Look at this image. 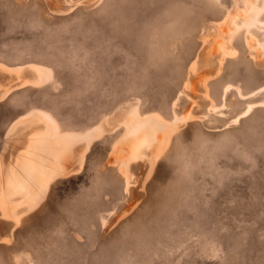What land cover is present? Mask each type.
Instances as JSON below:
<instances>
[{"label":"rangeland","instance_id":"obj_1","mask_svg":"<svg viewBox=\"0 0 264 264\" xmlns=\"http://www.w3.org/2000/svg\"><path fill=\"white\" fill-rule=\"evenodd\" d=\"M0 264H264V0H0Z\"/></svg>","mask_w":264,"mask_h":264},{"label":"bare ground","instance_id":"obj_2","mask_svg":"<svg viewBox=\"0 0 264 264\" xmlns=\"http://www.w3.org/2000/svg\"><path fill=\"white\" fill-rule=\"evenodd\" d=\"M140 120V119H139ZM162 125V123L160 122V121H158V120H156L155 118H152V117H147V118H145V119H143L142 121H140V123H138V125H132V126H130L129 128H127V132H126V134H125V138L127 139V143H129V144H133V143H135V142H138V141H141L143 138H146V137H148L149 135L151 136V134L153 135V131L154 130H156V128H157V130H158V127L159 126H161ZM163 126V125H162ZM45 136L46 135H43L42 137H44L45 138ZM49 137V136H48ZM123 138V137H122ZM48 139V138H47ZM54 139V138H53ZM38 142H40L39 141V138H38V140H37ZM48 141V140H47ZM42 142H44V141H42ZM56 142V141H55ZM38 144H40V143H38ZM44 144H42V146H43ZM128 145V144H127ZM40 146V145H39ZM54 146V145H53ZM58 147V146H57ZM42 149H43V147H42ZM27 150H29V149H27ZM33 150V152H34V149H32ZM31 150V151H32ZM40 150V149H39ZM30 151V150H29ZM38 151V150H37ZM36 151V152H37ZM53 150H51V152H52ZM25 152V151H24ZM39 152V151H38ZM42 152H45V150L43 149V151ZM47 152V151H46ZM30 154L29 152H26V153H24L23 155H22V157L23 158H21V159H23V160H20V161H22L21 162V168L23 169V170H26V169H29V170H32V169H34V167H35V172H36V169H37V167H38V170L40 169V171H43V170H45V165H43L44 164V160H45V163H49L47 160H49L51 157H48L49 159H46V157H44L43 158V156L44 155H46V154H44L43 156H42V158H41V160L40 159H36V161L35 160H30V158L27 156L28 154ZM35 153V152H34ZM39 153H41V151L39 152ZM51 154V153H50ZM32 155V154H31ZM25 156V157H24ZM48 156H50L49 154H48ZM52 160V159H51ZM51 160H50V163H51ZM47 161V162H46ZM53 161V160H52ZM52 164H54V162L52 163ZM47 166V165H46ZM51 166V165H50ZM48 167V166H47ZM20 171V170H19Z\"/></svg>","mask_w":264,"mask_h":264}]
</instances>
